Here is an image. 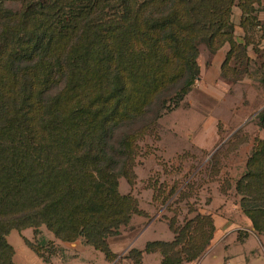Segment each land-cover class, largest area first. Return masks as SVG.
<instances>
[{"label": "trees", "instance_id": "obj_1", "mask_svg": "<svg viewBox=\"0 0 264 264\" xmlns=\"http://www.w3.org/2000/svg\"><path fill=\"white\" fill-rule=\"evenodd\" d=\"M21 1L0 0V264H15L7 238L27 229L36 239H25L27 246L50 264L58 249L53 242L50 257L42 253V228L115 263L109 239L134 216L150 217L133 194L120 192V180L133 186L139 141L199 81L200 42L212 52L230 45L223 78L243 73L229 67L245 65L250 44L235 38L236 0H26L23 12H8ZM248 1L243 17L264 0ZM241 26L254 27L245 19ZM150 113L154 119L140 124ZM258 118L264 129V109ZM236 191L264 234L257 208L264 206V140ZM168 226L173 241L148 242L124 258L142 264L145 254L160 253L161 264L194 262L215 232L213 216L200 213Z\"/></svg>", "mask_w": 264, "mask_h": 264}, {"label": "rangeland", "instance_id": "obj_2", "mask_svg": "<svg viewBox=\"0 0 264 264\" xmlns=\"http://www.w3.org/2000/svg\"><path fill=\"white\" fill-rule=\"evenodd\" d=\"M26 3L24 0L10 4L8 12L21 13ZM244 3L249 1L236 0L232 14L236 41L250 43L245 65L235 68L233 61L229 65L232 70H243L239 80L222 76L221 67L230 51L229 44L212 52L205 42H200L199 81L179 108L163 115L152 132L139 141L133 186L125 179L120 180L122 194H133L142 210L152 217L160 216L143 233L134 246L136 249H143L147 242L173 241L168 221L174 220L176 226H182L197 213L208 215L206 207L216 187L223 193L236 189L237 182L247 172L255 147L264 140V129L258 118L264 109V1L260 5L254 3L245 17L241 7ZM242 19L254 27L245 31ZM153 119L154 114L150 113L140 124ZM236 196L241 202L242 196L238 193ZM151 201L156 210L150 206ZM257 208L264 209V206L259 204ZM139 219L148 224L140 216L135 217V221ZM7 239L16 251V264H46L25 242L29 239L36 243L33 229L14 230ZM39 240L49 243L41 248L46 257H50L51 243L58 249L50 264H110L103 253L91 246L64 252L46 228H42ZM157 259H161L160 254L150 256L145 264H154Z\"/></svg>", "mask_w": 264, "mask_h": 264}, {"label": "crops", "instance_id": "obj_3", "mask_svg": "<svg viewBox=\"0 0 264 264\" xmlns=\"http://www.w3.org/2000/svg\"><path fill=\"white\" fill-rule=\"evenodd\" d=\"M236 194L235 187L225 193L216 187L212 201L207 205L205 211L214 219L215 232L211 245L199 260L184 264H264V234L256 231L251 220L245 215ZM150 206L156 210L153 201ZM148 215L150 216V214ZM135 217L139 216H134L130 225L123 228L119 236L109 239L111 250L119 256L116 264L124 260L129 264H134L132 260L124 257L130 250L136 249L134 246L143 233L160 219L158 215L149 218L141 217L148 221L147 224L141 219L135 221ZM55 242L65 250L64 252H77L85 245L81 240L75 243H62L58 240ZM144 248L140 250H144ZM156 254L160 253L145 254L142 264L147 262V258ZM157 260L154 261V264H161L162 255L161 259Z\"/></svg>", "mask_w": 264, "mask_h": 264}]
</instances>
